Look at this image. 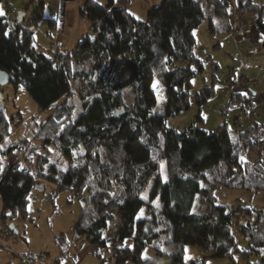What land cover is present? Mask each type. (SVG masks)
<instances>
[{
	"label": "trees",
	"instance_id": "trees-1",
	"mask_svg": "<svg viewBox=\"0 0 264 264\" xmlns=\"http://www.w3.org/2000/svg\"><path fill=\"white\" fill-rule=\"evenodd\" d=\"M232 6L245 24L243 35L264 41V4L253 0H161L143 21L115 0H84L80 13L90 34L53 54L34 46L43 1L24 22L0 17V70L14 86H24L39 110L25 127L29 135L8 143L12 121L0 107V159L16 156L0 164L1 217L25 216L28 191L45 179L54 193L67 189L79 199L75 233L105 248L116 264H158L160 254H167L168 264H187V244L211 257L238 254L240 264H264V203L228 206L214 194L222 186L260 192L264 201V138L257 125H166L167 117L189 108L192 91L199 106L213 93L212 85L191 84L209 59L199 55L193 30L207 20L211 34H230ZM157 96L162 110L153 112ZM242 96L232 93V99L247 98ZM45 110L49 114L39 119ZM247 150L257 151L254 161L241 159ZM59 156L64 168L54 164ZM195 201L203 211L191 210ZM115 221L119 226L105 237ZM231 227L246 247L237 246ZM146 246L154 248V257H142Z\"/></svg>",
	"mask_w": 264,
	"mask_h": 264
},
{
	"label": "rangeland",
	"instance_id": "rangeland-1",
	"mask_svg": "<svg viewBox=\"0 0 264 264\" xmlns=\"http://www.w3.org/2000/svg\"><path fill=\"white\" fill-rule=\"evenodd\" d=\"M40 1H43L42 17L33 30L34 46L38 50L47 54H53L58 50H71L90 34L88 21L80 13L84 0H33L32 2L2 0L0 6L3 7L4 13L11 17H14L18 11H24L22 18L24 22ZM96 1L106 2V0ZM160 1L115 0V6H124L136 19L139 18L137 20L143 21L147 17L148 10ZM253 2L264 4V0H253ZM233 10L232 6L228 11L229 20ZM194 31L199 55L202 58L208 56L209 59L203 61V70L191 78V84L194 89L212 85L213 93L199 106L194 100L192 91L189 108L167 117L166 125L182 130L188 124H194L199 129L213 130L219 124H225L232 130H244L248 125L256 124L258 135L264 138L262 40L253 41L243 33L232 37L231 33L225 30L211 34L207 20H203ZM236 82L243 85L242 90L234 86ZM153 90L158 94V86H153ZM233 92L242 93L247 100L232 99ZM0 94L3 97L0 107L6 118L12 121L11 132L6 140L8 143L21 141L23 137L29 135L25 133V127L30 125L33 115L39 112L38 107L22 85L14 86L10 82L0 85ZM71 100L75 102L74 97ZM161 110L162 101L157 96L153 112ZM49 112L50 110L40 112L39 119L46 117ZM14 156L15 154L12 153L1 158L0 164H7L10 159H14ZM256 156L257 151L247 150L241 159L252 162ZM54 164L62 168L66 165L65 160L60 156L55 159ZM160 175L163 182L167 180V170L163 163L160 166ZM53 191L52 182L40 179L38 185H33L28 191L25 216L18 213L4 219L1 217L5 211L0 196V264H24L18 254L29 256L36 264H116L105 248L96 249L75 233L74 225L80 212L79 199L67 189L56 193ZM147 193L148 187L143 192V197H147ZM214 194L219 203L228 206L243 205L260 208L264 203L260 192L216 186ZM155 204L158 209V199H155ZM191 210L199 212L203 211L204 207L195 201ZM114 223V226H109L105 237H111L113 228L119 226L118 221ZM231 232L235 236L237 246L246 247V241L234 227H231ZM126 244L131 245V241L128 240ZM155 255L156 251L151 246H146L142 251V257ZM210 255L202 252L196 245L187 244L184 247V256L188 257L187 264L199 259L205 264L242 263L238 254L233 259ZM157 260L158 264H168L167 254L158 255ZM120 264H132V262L126 260Z\"/></svg>",
	"mask_w": 264,
	"mask_h": 264
},
{
	"label": "built area",
	"instance_id": "built-area-1",
	"mask_svg": "<svg viewBox=\"0 0 264 264\" xmlns=\"http://www.w3.org/2000/svg\"><path fill=\"white\" fill-rule=\"evenodd\" d=\"M230 25H231L230 33H231L232 37H237V36L241 35L242 33H244V31H245V24L240 20L239 16L236 13H233V11H232V17H230ZM252 80H254V79H252ZM237 84L238 83L236 82L234 84V86L237 87L238 90L239 89L242 90L243 85L242 84H238V86H237ZM19 258L21 259V261L24 264H36L35 262H33L31 260L30 257H28L26 255L19 254Z\"/></svg>",
	"mask_w": 264,
	"mask_h": 264
},
{
	"label": "water",
	"instance_id": "water-1",
	"mask_svg": "<svg viewBox=\"0 0 264 264\" xmlns=\"http://www.w3.org/2000/svg\"><path fill=\"white\" fill-rule=\"evenodd\" d=\"M25 12L24 11H18L16 13V16L14 17V20L17 22H21ZM11 80L10 76L8 75L7 72L0 70V85H4L9 83ZM0 101H3V97L0 94Z\"/></svg>",
	"mask_w": 264,
	"mask_h": 264
},
{
	"label": "snow or ice",
	"instance_id": "snow-or-ice-1",
	"mask_svg": "<svg viewBox=\"0 0 264 264\" xmlns=\"http://www.w3.org/2000/svg\"><path fill=\"white\" fill-rule=\"evenodd\" d=\"M5 15V13H4V11H3V7L2 6H0V17H2V16H4ZM137 19H139L138 17H137ZM119 31V30H118ZM7 34V33H6ZM193 35H195V31L193 32ZM262 42H264V41H262ZM154 87H155V85H154ZM245 95H247V93H245ZM0 170H2V166H0ZM8 215H11V213H9ZM186 251H187V249H186ZM186 259H188V257H186Z\"/></svg>",
	"mask_w": 264,
	"mask_h": 264
},
{
	"label": "crops",
	"instance_id": "crops-1",
	"mask_svg": "<svg viewBox=\"0 0 264 264\" xmlns=\"http://www.w3.org/2000/svg\"><path fill=\"white\" fill-rule=\"evenodd\" d=\"M248 36V35H247Z\"/></svg>",
	"mask_w": 264,
	"mask_h": 264
}]
</instances>
